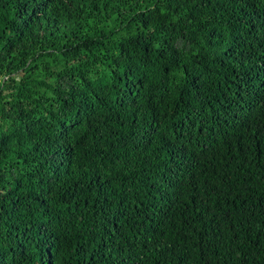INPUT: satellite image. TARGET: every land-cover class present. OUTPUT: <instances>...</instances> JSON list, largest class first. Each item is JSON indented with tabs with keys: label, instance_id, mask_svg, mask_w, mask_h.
I'll return each instance as SVG.
<instances>
[{
	"label": "trees",
	"instance_id": "trees-1",
	"mask_svg": "<svg viewBox=\"0 0 264 264\" xmlns=\"http://www.w3.org/2000/svg\"><path fill=\"white\" fill-rule=\"evenodd\" d=\"M0 264H264V0H0Z\"/></svg>",
	"mask_w": 264,
	"mask_h": 264
}]
</instances>
